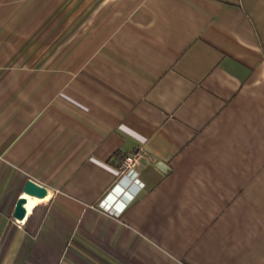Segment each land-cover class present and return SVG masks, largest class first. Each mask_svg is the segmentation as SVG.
<instances>
[{"label": "crops", "instance_id": "crops-1", "mask_svg": "<svg viewBox=\"0 0 264 264\" xmlns=\"http://www.w3.org/2000/svg\"><path fill=\"white\" fill-rule=\"evenodd\" d=\"M33 1L0 0V264H264V0Z\"/></svg>", "mask_w": 264, "mask_h": 264}, {"label": "rangeland", "instance_id": "rangeland-1", "mask_svg": "<svg viewBox=\"0 0 264 264\" xmlns=\"http://www.w3.org/2000/svg\"><path fill=\"white\" fill-rule=\"evenodd\" d=\"M54 1L55 0H35V1H33V2H31V10L34 12V13H36V12H39V13H49L50 12V10L52 9V7H53V5H54ZM100 1L101 0H95V1H93L92 3H91V5H90V7H87L88 8V10H87V8H85L83 11H82V13L80 14V19H79V22H77V25H80V26H82V27H85L86 26V14L90 11V10H93V9H98V10H101L102 9V7H101V4H100ZM19 6H21V3H17ZM21 8V7H20ZM88 11L87 13L85 12V11ZM31 11V13H33ZM36 15V14H35ZM43 20V18H34V19H32L31 20V22H30V24H29V26H30V28H32L33 26V28H32V30L31 31H33V30H35L36 28V26L39 24V21H42ZM46 21L48 22H46L47 24H51V22H52V20L51 19H49V18H47L46 19ZM42 23H40L39 25H41ZM76 23H75V21H74V25H75ZM37 32V31H36ZM30 36H36V33H32Z\"/></svg>", "mask_w": 264, "mask_h": 264}, {"label": "water", "instance_id": "water-1", "mask_svg": "<svg viewBox=\"0 0 264 264\" xmlns=\"http://www.w3.org/2000/svg\"><path fill=\"white\" fill-rule=\"evenodd\" d=\"M23 193L16 200L13 216L17 220H23L27 209L25 203L27 201L26 195L31 197L43 198L47 195V187L36 182L32 178H28L23 185Z\"/></svg>", "mask_w": 264, "mask_h": 264}, {"label": "built area", "instance_id": "built-area-1", "mask_svg": "<svg viewBox=\"0 0 264 264\" xmlns=\"http://www.w3.org/2000/svg\"><path fill=\"white\" fill-rule=\"evenodd\" d=\"M143 157V153L139 150L130 151L124 153L120 159L118 165V174L119 179L123 177L130 178L132 183L136 187H141L142 183L139 181L137 177V166L140 163V159ZM18 222L21 220H17Z\"/></svg>", "mask_w": 264, "mask_h": 264}, {"label": "bare ground", "instance_id": "bare-ground-1", "mask_svg": "<svg viewBox=\"0 0 264 264\" xmlns=\"http://www.w3.org/2000/svg\"><path fill=\"white\" fill-rule=\"evenodd\" d=\"M27 201L25 203V206H27V208H30V206L32 205L34 199L31 198V196L26 195Z\"/></svg>", "mask_w": 264, "mask_h": 264}]
</instances>
